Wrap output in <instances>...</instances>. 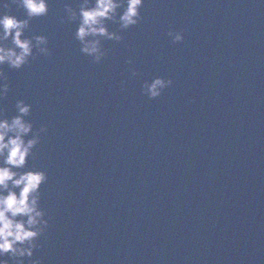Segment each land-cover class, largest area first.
<instances>
[{
    "label": "water",
    "instance_id": "water-1",
    "mask_svg": "<svg viewBox=\"0 0 264 264\" xmlns=\"http://www.w3.org/2000/svg\"><path fill=\"white\" fill-rule=\"evenodd\" d=\"M82 2L31 20L50 55L0 66L4 115L24 100L48 129L25 170L48 175L49 227L25 264H264V3L145 0L139 24L106 21L123 39L96 63L67 19ZM156 77L173 83L153 99Z\"/></svg>",
    "mask_w": 264,
    "mask_h": 264
},
{
    "label": "clouds",
    "instance_id": "clouds-1",
    "mask_svg": "<svg viewBox=\"0 0 264 264\" xmlns=\"http://www.w3.org/2000/svg\"><path fill=\"white\" fill-rule=\"evenodd\" d=\"M259 2L264 3V0ZM144 3L145 0H83L78 11L70 3L65 4V10L68 20H79L75 36L81 42V51L100 63L107 54L100 38L123 39L119 33L109 31L106 21L118 18L122 29L135 26L140 23ZM13 5L26 10V18L11 14ZM48 12L49 0H0V66L7 64L20 69L35 55L51 54L46 36L24 38L31 20ZM168 35L173 42L184 39L182 32L170 31ZM172 83L171 79L156 77L145 82L144 92L154 99ZM9 90L7 76L0 67V99L7 97ZM16 110L17 114L9 119L0 109V264H9L5 259L9 255L15 264H25V258L34 257L39 247L37 241L49 227L46 212L41 207V188L48 175L43 170H25L41 134L48 129L42 126L34 133V124L26 119L31 114V104L19 100ZM29 264H40V261L30 260Z\"/></svg>",
    "mask_w": 264,
    "mask_h": 264
}]
</instances>
